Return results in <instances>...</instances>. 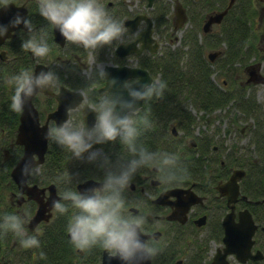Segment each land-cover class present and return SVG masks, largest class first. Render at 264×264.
<instances>
[{
	"label": "trees",
	"instance_id": "obj_1",
	"mask_svg": "<svg viewBox=\"0 0 264 264\" xmlns=\"http://www.w3.org/2000/svg\"><path fill=\"white\" fill-rule=\"evenodd\" d=\"M12 1L26 2L28 8L26 17L32 22L33 33L18 29L0 46V50H5V57L0 58V223H3V217L6 215L19 216L24 221L26 233L29 236H36L40 246L24 248L12 231L4 234L0 230V264H77L80 261L94 263L100 259L103 248L96 246L88 252H81L70 243L67 224L75 209L70 208L69 213L65 215L57 213L54 209L49 220L41 221L34 229L27 227L36 203L34 200H25L19 205L13 197L17 187L11 179L10 170L21 155L22 146L14 142L20 113L10 108L14 87L6 81L21 71L32 72L37 62H47L48 70L58 77L56 81L58 85L64 84L73 89L84 90L87 101L93 104L105 94L98 90L104 84V80L95 75L91 80L86 78L85 72L82 71L83 47L69 42H66L64 47L55 43L52 24L40 15L37 0ZM204 1L206 7L209 6L210 0ZM215 2L222 7L226 4V0ZM158 3L162 8L159 24L166 23L167 19L163 16L169 10L168 3L165 0H159ZM254 14L252 0H236L224 17L218 35H198L194 27L181 35L180 42L176 45L170 42L172 35H164L167 42L158 53L139 62L150 71L154 79L165 82L167 87L162 99L142 103L139 107L140 115L146 112L150 114L152 127L142 129L138 143H142L150 151L175 154L179 166L187 169V178L180 181L188 182L206 175L222 176L224 169L245 167L244 182L256 184L260 180L264 184V107L257 100L254 88L242 83V80L237 82L240 77L235 76L234 72L236 63H243V60L256 52L250 43ZM194 25L198 27L197 23ZM42 33H46L45 39L50 49L46 56L36 57L30 50L22 49V42L31 34H35L39 39ZM117 43L118 40L94 50L96 58L105 59L112 53L113 63H121L113 51ZM217 47H223V53L214 62H210L205 50ZM215 70L222 74L221 86L213 78ZM92 71L95 74V67ZM33 102L39 109L40 117H45L56 105L54 97L50 95H44L43 102H40L36 95ZM227 106L233 109L235 115L231 117L233 120H251L249 143L238 147L232 143L225 149L216 146L219 149L217 155L222 157L225 164L222 169L216 168L209 173L211 163L213 169L218 163L213 152L214 135L203 133V140L197 150H187L180 154L179 150L184 148L174 143L170 136L171 126L175 124L184 132L192 133L197 123V113H207ZM203 113H200L199 117H202ZM80 119L81 116H78L72 123L79 125ZM51 126H55L53 122H50ZM98 146L113 161L121 157L129 158L126 148L119 141ZM220 146L222 147V144ZM5 150L8 151V155L4 154ZM38 168L39 173L30 175L29 182L41 186L54 183L60 195L66 190L77 191L76 184L84 179L103 180L104 176V170L99 167L98 162L90 163L86 159H76L68 149L49 139L44 161ZM147 168L149 167L140 169L136 175L145 172ZM65 173L69 174L71 179L57 183V177ZM244 192L250 194L252 191L246 186ZM41 252L45 254L43 259L40 258Z\"/></svg>",
	"mask_w": 264,
	"mask_h": 264
},
{
	"label": "clouds",
	"instance_id": "obj_2",
	"mask_svg": "<svg viewBox=\"0 0 264 264\" xmlns=\"http://www.w3.org/2000/svg\"><path fill=\"white\" fill-rule=\"evenodd\" d=\"M39 12L59 31L64 39L83 47L96 50L113 41L121 40L126 32L123 22L115 19L99 0H37ZM12 0H0V8L7 10ZM23 25L33 33L31 20L17 11L8 24H0V37L7 36L10 28ZM46 33L39 37L31 34L22 42L25 51H31L36 57L46 56L50 49L45 39ZM98 77L107 80L108 88L97 102L90 105L94 113V122L90 127L63 122L51 126L46 139L68 149L76 159L98 162L104 170L99 186L85 188L82 191L66 190L61 198L53 201V208L61 215L75 209L71 215L67 232L70 243L81 252H88L99 246L109 253V258H117L123 264H146L153 259L160 249L151 241L144 239L147 217L142 214L125 212L124 192L128 189L138 171L145 167L155 168L160 173L162 183L168 184L187 178V169L181 168L175 154L150 151L138 143L142 129L152 127L150 114L140 115L141 103L162 99L167 85L163 81L143 83L139 80L130 82L119 77L109 76L104 65L95 66V74L89 69L85 72L88 79ZM58 80L52 71H21L11 76L6 83L14 87L10 108L22 113L26 102L37 90H43ZM79 95L86 93L81 90ZM71 112V108L67 110ZM119 141L127 150L129 158L123 157L113 161L109 155L96 145ZM88 153L85 158L84 154ZM39 173V168L32 163H25L21 169L23 176ZM77 175V174H73ZM65 173L57 177V183L70 180ZM63 201V202H62ZM68 202V203H65ZM24 221L17 215H6L0 230L6 234L12 231L24 248L39 247L36 236H29ZM40 258H45L43 252Z\"/></svg>",
	"mask_w": 264,
	"mask_h": 264
},
{
	"label": "flooded vegetation",
	"instance_id": "obj_3",
	"mask_svg": "<svg viewBox=\"0 0 264 264\" xmlns=\"http://www.w3.org/2000/svg\"><path fill=\"white\" fill-rule=\"evenodd\" d=\"M158 1L159 0H153L152 4L149 5L148 0H137L133 3L126 2L125 0H107V6L105 8L110 15L122 21L126 29L123 38L118 40L115 47L120 43L135 40L136 36L141 35L148 25V21L143 16H141L139 21L134 25L132 23L126 24L127 20L136 15H146L152 20L151 31L157 42L155 50L144 47L140 53L133 52L124 57L117 56L114 53L121 62L117 64L142 67L146 69L152 77L153 75L150 71L146 67L140 65L139 62L147 56L158 53L162 45L167 42L165 41L164 35H173L178 30H183V32L180 33V35H183L194 27L197 29L198 35H218L224 17L235 3L234 2L228 8L220 22H213L209 29L205 31L203 30V23L207 19V16L225 9L229 0H226V4L223 7L215 1H212V3L206 7L204 0H165L168 3L169 10L167 14L163 16L166 17L167 22L162 24H159L160 18L162 17V8L159 6L160 3H158ZM177 5L182 7L186 17L185 22L180 26H176ZM216 5H218V9L210 8ZM203 8L204 10H202ZM196 14H199V16L195 18ZM119 15L121 16L119 17ZM188 22L191 23V25L183 29V26ZM194 23H200V29L199 25L196 27ZM215 25L218 26V31L213 30ZM157 33H159L158 35H162V39L164 40L163 44H160L157 40L155 36ZM140 45L141 42H138L139 47ZM214 51L220 52L211 60L209 58V53ZM222 53L223 47H217L212 48L205 53V55L210 62H214ZM256 54L257 50L253 56H256ZM249 59L250 57L243 60V63L238 62L235 64V66L237 65L234 71L235 76L240 77L237 70L244 65V62L247 63ZM244 67L247 77L245 80H242V83L253 87L254 84L252 83L255 82L247 81L250 75L249 71L255 70L262 75L264 74L253 64ZM217 71L218 70H215L213 73L214 80L216 74L222 77V74ZM132 80L134 79H129L128 81ZM153 81L157 80L153 77ZM217 84L221 86V82ZM227 108H229V106ZM173 125L171 126L170 136L175 144H179L180 147L185 148L179 150L180 154H184L187 150H197L198 145H200V142L203 140L202 133H197L196 131L187 133L182 129H180V132H176L175 129L178 131L179 127H177V125L173 127ZM216 146L217 145H214L213 152L218 159V163L216 165L214 163L215 160L213 161L215 169H213L211 163V166L208 168L209 173L216 170V168L222 169L225 164V161L217 155L219 149ZM235 168H243L245 173L238 180L239 193L235 200L229 201L228 195L220 193L217 189V185L227 181ZM245 176V167H233L229 170L224 169V174L222 176L206 175L197 177V179L188 182L176 181L168 184L161 182L160 173L152 167L136 175L130 187L124 192L126 199L125 212L134 215L142 214L147 217L145 232L151 234L147 239L151 238V241L160 249L159 253L151 259V264H215L214 259L217 254L222 256L227 264H264V184L261 183L260 180H258L256 184H247L244 182ZM246 186L252 191L250 194L244 192V187ZM174 187L190 188L188 192H191L190 194L192 197L188 195L187 191H183L179 198L175 193L171 192L167 194L165 198H162V201L156 200L162 192L164 193L165 190ZM13 197L15 198L14 193ZM189 197L195 200H192L193 202L188 205L186 210L181 211L185 200ZM231 205H233V208ZM177 208L181 209L176 212ZM245 209L251 213L256 228L252 235L253 242L249 249V254L245 260H241L235 252L231 251L224 254L226 244L224 242L225 226L223 221L225 219L232 225V220L235 222L238 221L240 211L242 212ZM231 211L232 216L230 217L229 215L231 214L229 213H231Z\"/></svg>",
	"mask_w": 264,
	"mask_h": 264
},
{
	"label": "water",
	"instance_id": "obj_4",
	"mask_svg": "<svg viewBox=\"0 0 264 264\" xmlns=\"http://www.w3.org/2000/svg\"><path fill=\"white\" fill-rule=\"evenodd\" d=\"M236 0H229L228 5L222 11L215 12L213 14H209L207 19L203 23V30L207 31L213 22H220L224 14L227 12L228 8L235 2ZM153 0H148V4L151 5ZM19 11L25 17L27 16L28 8L26 2L17 3L12 1V6L7 10L0 8V24H8L9 20L13 17V15ZM176 15H177V24L176 26H180L186 20L185 14L180 5L176 7ZM143 16L147 21L148 25L144 32L141 35H137L136 39L131 42L120 43L115 47L114 53L117 56L124 57L133 52L140 53L144 47H149L152 50H155L157 47V42L155 37L152 35L151 27L152 20L146 15H136L135 17L126 21V24L132 23L133 25L139 21V19ZM17 29H25L23 25H20L17 28H10L7 36L0 37V46H2L6 39L10 38L14 35ZM52 33L54 41L63 46L66 42L64 37L61 36L59 31L55 26L52 25ZM138 42H141L140 47L138 46ZM220 51H214L209 53V58L213 60L215 56ZM5 57V50H0V58ZM102 65L106 66V70L109 73V76L119 77L120 80H129L134 79L130 82H135L137 80L143 83H151L153 82V77L148 73V71L139 66H132L127 64H114L112 62H105ZM41 71H48V67L43 62H37L33 67V74H38ZM249 77L247 81H253L255 83H264V75L256 72L255 70L249 71ZM108 88L107 80H105L104 84L98 88L99 91H106ZM82 89H73L64 84L58 85L56 89L51 86L43 89L37 90L36 94L30 98L25 106L22 113L19 114V123L17 125V131L14 138L15 144L22 146V153L13 165L10 170V176L13 182L17 187V192L15 193V200L17 204H21L25 200H34L36 203V208L33 214L29 217L27 222V227L29 229H34L41 221H47L52 216L53 210V201L61 198V195L56 191V187L54 183H49L45 186H41L37 183L29 182L30 176H23L21 174V169L24 167L25 163H32L36 167H38L43 161L45 152L47 150L48 139H46V134L49 130V123L53 121L55 126L60 125L63 122H66L69 118L70 112L67 110L71 108V110L77 109L80 107L83 126L90 127L94 122L95 115L90 110V105L92 103L88 102L86 99V95L81 96L78 93ZM43 93L45 95H50L54 97L56 101V105L53 109L46 113L44 121H41L40 112L37 106L33 102V98L38 94ZM142 103L140 104V106ZM139 106V107H140ZM245 170L243 168H235L231 172L227 181L220 183L217 185V189L222 194L228 195V200H235L237 194L239 193V184L238 180L244 175ZM102 180H98L95 178H87L76 184L77 191H82L85 188L99 186ZM190 189V188H189ZM189 189H185L182 187H174L169 188L162 192L157 201H162V198L171 192L175 193L177 197H180L181 192L189 191ZM191 192H188V195L191 196ZM192 197V196H191ZM189 197L184 202L183 209L177 208L176 212L181 209V211L186 210L188 205L192 203V200ZM233 208V205H231ZM230 217L232 216V211L229 213ZM225 226V236L224 242L226 244L225 253L227 252H235L241 260H245L247 255L249 254V249L253 242L252 235L256 228V224L253 221L251 213L245 209L239 213L238 221L232 220V225L224 219L223 221ZM151 234L148 233L144 239H147ZM70 237V234L68 233ZM215 264H227L226 261L217 254L214 259ZM77 264H123V262L117 258H109V253L106 250H103L100 259L97 262L91 263L87 261H80ZM146 264H151V260L147 261Z\"/></svg>",
	"mask_w": 264,
	"mask_h": 264
},
{
	"label": "rangeland",
	"instance_id": "obj_5",
	"mask_svg": "<svg viewBox=\"0 0 264 264\" xmlns=\"http://www.w3.org/2000/svg\"><path fill=\"white\" fill-rule=\"evenodd\" d=\"M106 1L107 0H99V2L106 8ZM126 2L133 3L134 1L137 0H125ZM171 1V0H170ZM212 1L215 0H210L208 5L212 3ZM20 3V2H19ZM133 6V4H132ZM252 7L255 12L253 15V22H252V28H251V38H250V43L253 45V47L257 50L256 56L250 57L249 61L246 63L244 62V65L242 67L238 68V73L240 75V79L237 80L239 82L240 80H245L247 77L246 71H244V66H248L250 64L255 65L260 69V71L264 74V27H263V21H264V1L261 0H252ZM210 8L212 9H218V5L216 6H211ZM204 10V8L202 9ZM208 10V9H207ZM211 10V9H210ZM199 14H196L195 18L198 17ZM196 24V23H195ZM191 25V23H186L185 26H183V29L188 28ZM199 29H200V23ZM197 27V25H196ZM218 26L215 25L213 27V30L218 31ZM201 31V30H200ZM159 32V29H158ZM183 30H178L172 35V42L174 45L179 44L181 35ZM156 34V33H155ZM157 33L156 38L159 41V43L163 44L164 40L162 39V35H158ZM65 46V45H64ZM62 46V47H64ZM212 48H207L205 50V53L210 51ZM99 54V51H96ZM96 54L93 52V50H85L83 53V60H84V65L82 67L83 72H87L89 69H93L96 65H102L104 62H113V59L111 57L112 53L108 55L107 58L105 59H97ZM47 66H49V63L44 62ZM222 77H219L217 74L215 75V80L217 83L220 84ZM253 88L255 90L256 98L257 100L263 104L264 107V84L263 83H252ZM53 88H57L58 84L54 82L52 85ZM38 97L40 98V102L44 101V94L38 93ZM87 98V97H86ZM228 107V106H227ZM225 107L224 109H217L211 112L203 113L199 112L197 113V123L195 124L194 131L197 133H208V134H213L215 137V144L217 145L220 149L222 148H229L232 143H235V145L238 146H246L247 143H249V125L251 123V120L248 119L246 120H233L231 117L235 116L233 113V109H229ZM189 108L192 110L193 113H195V110L189 106ZM200 113H203L202 117L200 116ZM78 116H81L80 123L79 125H83L82 122V114L80 107L77 109L71 110L69 114V118L66 122H72L75 120ZM44 116L41 117V121L44 120ZM175 127V125H173ZM229 129V131H227ZM176 132H180V128ZM188 143V140H187ZM222 144V147L220 146ZM98 149H101L98 145L95 146ZM251 147V146H250ZM185 149V148H184ZM5 155H8V151L5 150L4 152ZM85 156H88V153L84 154ZM222 159V157H221ZM17 203V202H16Z\"/></svg>",
	"mask_w": 264,
	"mask_h": 264
}]
</instances>
